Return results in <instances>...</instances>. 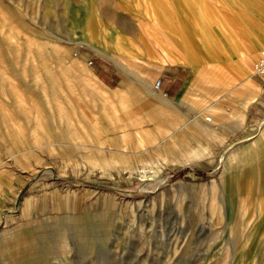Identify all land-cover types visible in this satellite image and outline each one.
Wrapping results in <instances>:
<instances>
[{
	"label": "rangeland",
	"instance_id": "rangeland-1",
	"mask_svg": "<svg viewBox=\"0 0 264 264\" xmlns=\"http://www.w3.org/2000/svg\"><path fill=\"white\" fill-rule=\"evenodd\" d=\"M263 35L264 0H0V264H264Z\"/></svg>",
	"mask_w": 264,
	"mask_h": 264
},
{
	"label": "crops",
	"instance_id": "crops-1",
	"mask_svg": "<svg viewBox=\"0 0 264 264\" xmlns=\"http://www.w3.org/2000/svg\"><path fill=\"white\" fill-rule=\"evenodd\" d=\"M247 73H248L247 76L244 78V81H246V83H243L239 88V98H238L239 110L236 111L234 121H233L236 123H240V125L246 116V112H247L249 105L258 98L264 100V76H256V75H253L251 73V77H250L249 81H247L248 77H249L248 70H247ZM187 74H189V70L186 71V75ZM153 79H152V81H154ZM157 81H160V80H157ZM157 81L152 82V84H150V85L149 84L146 85V87L153 90L152 92L154 94H152V95L162 105H174V103H176L177 100H172L169 97H167L165 94L160 92L159 87L161 85V81H160L159 86H157ZM226 92H229V90L224 88V89L220 90V93L217 95L222 96L223 94H226ZM226 98L232 99V96L229 95V93H227ZM203 100H205V99H203ZM211 100H212L211 98H208L205 100V102L204 101H201V102L197 101L194 105L190 106V108H191L190 110L192 111L190 117L188 118L190 126L183 128L184 130L186 128L190 129L193 132V134H194V132L196 133L194 135H196L198 138L201 137L204 140H208L207 138L212 136L211 132H212L213 128H217V127L225 128V127L229 126L228 122L225 120L226 119L225 113L223 111H221V112L216 111L215 106H214V104H212ZM254 108L256 109L257 107L255 106ZM153 109L155 111L154 112L155 115L161 116L159 112H156L157 111L156 107H153ZM202 115H206V118L209 117L208 118L209 120L202 119ZM168 122L170 125H172V127H171L172 132H175L178 130V128H177V125L179 124L178 120H169ZM208 123H211V124L208 125ZM199 124L201 126L206 125L208 128H210V126H211L210 132L208 134H205V135L200 134L196 129ZM156 130L159 132L158 139H160L161 141L167 140L168 136L171 135V134H168V135L166 134L168 130H164V129H156ZM171 137L174 138V136H171ZM216 139L224 140V137L222 135H219V137L218 138L216 137L215 140ZM189 157L190 158H194V157L197 158V157H200V155H198L197 153H190Z\"/></svg>",
	"mask_w": 264,
	"mask_h": 264
},
{
	"label": "built area",
	"instance_id": "built-area-1",
	"mask_svg": "<svg viewBox=\"0 0 264 264\" xmlns=\"http://www.w3.org/2000/svg\"><path fill=\"white\" fill-rule=\"evenodd\" d=\"M252 74L256 76H264V48L259 51L257 58L252 63ZM160 82L157 81V86Z\"/></svg>",
	"mask_w": 264,
	"mask_h": 264
},
{
	"label": "bare ground",
	"instance_id": "bare-ground-1",
	"mask_svg": "<svg viewBox=\"0 0 264 264\" xmlns=\"http://www.w3.org/2000/svg\"><path fill=\"white\" fill-rule=\"evenodd\" d=\"M259 46H264V35L262 36V38H261V40H260V42L258 43V46L257 47H259ZM250 60V59H249ZM156 86V85H155ZM262 124V123H261ZM145 174V173H144Z\"/></svg>",
	"mask_w": 264,
	"mask_h": 264
}]
</instances>
